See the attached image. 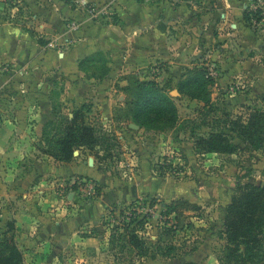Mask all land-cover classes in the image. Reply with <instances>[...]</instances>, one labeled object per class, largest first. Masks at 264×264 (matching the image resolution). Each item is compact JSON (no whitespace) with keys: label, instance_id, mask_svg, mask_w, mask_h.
<instances>
[{"label":"crops","instance_id":"crops-1","mask_svg":"<svg viewBox=\"0 0 264 264\" xmlns=\"http://www.w3.org/2000/svg\"><path fill=\"white\" fill-rule=\"evenodd\" d=\"M0 1L17 5L8 12L0 8V199L8 202L3 205L6 219L12 214L18 220L11 210L13 202H17L21 205L20 219L28 221L29 211L33 210L28 198L32 196L40 207L44 206L35 204L42 210L40 213L34 207L39 220L50 219L44 209L50 208L48 200L59 198V187L66 183L71 187L76 179L95 183L102 189L101 196L69 223L59 220L55 227L43 225L41 229L47 233L55 231L59 235L64 231L66 239L74 224L96 225L111 206L144 196L156 195L166 200L167 184L152 175V149L148 147L135 146L142 171L130 183L103 172L88 150H77L70 163L55 162L41 152L44 125L54 118L51 90H45L47 84L42 78L49 70L70 75L74 81L79 79L76 85L83 88L86 100L82 103L95 105L93 110L99 113L101 122L123 143L144 132L141 127L131 129L132 122L122 124L119 119L127 98L120 88L127 86L129 77L168 85L179 104L194 105L201 103L180 95L176 87L185 80L187 71H212V102H220L216 106L222 107L223 112H234L237 104L264 103V34L245 21L251 0H198L195 6L181 0H90L98 7L111 2L115 10L113 20H91L87 12L75 8L70 0ZM72 22L81 28L71 31ZM53 43L59 47L52 48ZM60 46L63 48L59 49ZM88 59L100 60L105 65V75L99 81L81 70L80 63ZM155 68L159 69L156 78L152 76ZM4 69L12 73L4 74ZM171 141L178 146L172 138ZM183 148L189 161L198 156L193 143ZM213 182L215 187H210L218 194L216 200L208 197L206 187L199 191L209 199L210 210L218 206L223 230L226 207L234 191L226 200L222 182ZM72 192L67 195L76 201ZM206 260L219 264L214 254H204L202 249L186 262L200 264ZM155 263L171 264V260L156 259Z\"/></svg>","mask_w":264,"mask_h":264},{"label":"rangeland","instance_id":"rangeland-1","mask_svg":"<svg viewBox=\"0 0 264 264\" xmlns=\"http://www.w3.org/2000/svg\"><path fill=\"white\" fill-rule=\"evenodd\" d=\"M15 5L12 2L0 1V8L3 11L8 12ZM114 18L115 13L109 19ZM249 26L254 29L250 24ZM254 30L262 33L261 30ZM62 48L60 46L59 49ZM4 72V74L12 73L11 70L6 71L5 69ZM91 73L92 71L89 72ZM152 76L155 77L154 74ZM42 78L45 81L44 84H47L44 87L45 90H51L53 120L55 121L53 129L46 126L48 122L44 125L43 142H46L44 133L56 135L63 117L83 105L90 111L86 113V119L91 122L89 124L95 127L99 135L106 136L108 139H117L105 127L104 122H101L99 113L93 110L95 105L82 103L86 100L83 99V88L76 85L80 82L79 79L74 81L72 76L53 70L42 74ZM213 88H209L211 103L204 112H202L204 102L198 101L202 105H190L187 102L179 104L174 99L177 95L172 96L173 90H171L170 95L174 97L179 112L178 123L174 129L150 130L144 127L142 128L143 134L137 139L127 140L126 143L117 139L116 146H112L109 152L103 149L108 146L105 144L103 148H98L91 153L103 172H110L119 181L130 183L142 171L141 161L137 155L138 150L135 148L142 146L143 149L147 147L152 149L149 161L151 173L162 182L165 180L166 200L159 199L156 195L144 196L130 203L111 206L96 225L78 227V224H74V230L66 239L63 235L64 231H60L59 235L55 231L47 233V230L41 229L43 225L53 224L55 227V223L59 220L69 223L70 219L79 216L87 204L101 196L102 189H99L98 194L97 188L99 187L95 183L85 179H76L71 187L69 183H66L64 187H59V198L48 200L47 204L50 208L45 207L44 209L51 218L46 219L45 217V221L39 220L34 210L35 204H39L37 199L34 201V196L28 198L30 206L33 207V210L29 211L28 221L20 219L21 205L17 202H13L15 205L11 210L16 213L18 220L15 221L12 214L9 219L4 218L3 205H7L8 202L5 203L0 199V241L6 235L14 238L23 255L22 264H156V259L171 260V264H184L201 249L204 254L211 253L218 258L225 245L222 239L223 230H220L218 206L210 210L211 208L207 207L209 199H206L199 189L206 187L208 197L216 200L218 194L213 192L211 187H215L213 179L218 181L216 184L220 180L224 186L222 194L227 200L233 191L234 195L236 194L239 185L247 183L264 185V146L254 149L235 138L234 143L239 147L236 154L205 157L198 155L189 161L185 156L186 149L183 145L194 144L197 137L207 135L213 126H217L218 130L226 129L227 125L223 123L225 115L236 119L239 116H246L250 109L264 111V103L237 104L234 112L225 113L222 107L216 106L220 105V102H212ZM121 112L122 117L119 119L122 124L132 122L137 125L131 119L126 105ZM137 126L139 130L140 126ZM171 138L178 146L171 144ZM151 144L153 146H148ZM45 146V144L42 145L40 149L43 154V149L47 148ZM80 151L83 153L85 149ZM228 180L231 182L226 184ZM71 190H73L72 195L77 199L76 201H73V197L72 199L68 197ZM219 200L225 201L220 198ZM195 202H200V206ZM42 205L41 207H44ZM169 206H175L176 212L165 216ZM40 208L36 209L42 213ZM141 221L143 225H139ZM10 223L14 224L13 231H9ZM133 234L137 235L144 244L142 251L133 249L128 244V237ZM89 239L91 241H88ZM171 249H174V252H170ZM206 263L207 260L200 264ZM207 264L216 263L213 261Z\"/></svg>","mask_w":264,"mask_h":264},{"label":"trees","instance_id":"trees-1","mask_svg":"<svg viewBox=\"0 0 264 264\" xmlns=\"http://www.w3.org/2000/svg\"><path fill=\"white\" fill-rule=\"evenodd\" d=\"M259 15L249 9L246 10V23L250 24L253 18L259 19ZM80 68L87 73L92 71V78L102 79L105 75V65H102L100 60H85L80 63ZM127 80L128 84L122 91L127 96L126 106L131 119L137 125L150 130L174 129L177 126L179 112L175 100L170 95L172 87L161 85L154 80L141 81L134 77ZM213 86L214 81L206 70H191L186 72L185 80L177 86V90L182 96L204 102L206 110L211 103L209 88ZM87 112L90 111L83 105L72 113V117L69 115L63 117L56 135L44 133V137L46 136L44 144L47 147L46 150L43 149L44 154L55 162L70 163L79 149L93 153L107 144L108 146L103 149L109 152L112 146H116V138L108 139L99 135L95 127L89 124L86 119ZM54 122L50 120L46 126L53 129ZM223 123L227 125L226 129L218 130L217 126H213L207 135L196 138L194 151L197 155L236 154L239 147L234 143L235 138L254 149L264 146L263 110L250 109L246 116H239L236 119L225 115ZM97 193H100L99 188ZM175 212L176 207L169 206L165 216ZM139 225H143V221L139 222ZM8 226L9 231L14 230L13 223ZM222 239L225 245L218 257L219 264H264V185L247 183L237 187L236 194L226 207ZM128 244L140 251L144 248V244L135 234L128 237ZM172 251L174 252V249L170 252ZM22 262L23 255L17 243L12 236L6 235L0 241V264Z\"/></svg>","mask_w":264,"mask_h":264},{"label":"built area","instance_id":"built-area-1","mask_svg":"<svg viewBox=\"0 0 264 264\" xmlns=\"http://www.w3.org/2000/svg\"><path fill=\"white\" fill-rule=\"evenodd\" d=\"M143 3H149L152 0H137ZM185 3H188L191 6H195L198 0H181ZM71 4L77 8L82 9L83 11L87 12L90 16L91 20H98L101 18H112L113 14L115 13L114 7L111 2L105 4L103 6H96L91 3L90 0H70ZM249 10L253 11L254 13H259V19L253 18L250 25L254 29L261 30L264 33V0H251L249 5ZM69 28L71 31H78L81 28V25L78 23H70ZM52 48L59 47L58 44L53 43L50 45ZM158 68H155L153 71L154 75L158 74ZM209 76H213L212 71H210Z\"/></svg>","mask_w":264,"mask_h":264},{"label":"water","instance_id":"water-1","mask_svg":"<svg viewBox=\"0 0 264 264\" xmlns=\"http://www.w3.org/2000/svg\"><path fill=\"white\" fill-rule=\"evenodd\" d=\"M130 128L133 129V130H138V126L137 125H134V124H131L130 125Z\"/></svg>","mask_w":264,"mask_h":264}]
</instances>
